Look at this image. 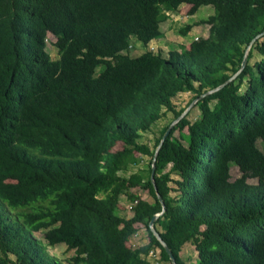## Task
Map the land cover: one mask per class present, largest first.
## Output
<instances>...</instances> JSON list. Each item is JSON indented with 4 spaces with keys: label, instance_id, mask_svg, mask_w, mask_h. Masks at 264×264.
<instances>
[{
    "label": "trees",
    "instance_id": "16d2710c",
    "mask_svg": "<svg viewBox=\"0 0 264 264\" xmlns=\"http://www.w3.org/2000/svg\"><path fill=\"white\" fill-rule=\"evenodd\" d=\"M207 5L208 36L167 54L147 47L164 36L171 13ZM133 38L147 47L138 56L130 54ZM185 92L193 97L178 109L173 99ZM197 98L199 115L191 120L189 111L159 149L154 184L156 148ZM168 112L173 119L154 146L140 142ZM258 139L264 0H0V203L16 209L0 210V264H156L152 251L172 264L150 226L163 210L158 193L165 210L154 227L177 264H189L187 243L197 250L194 264H264ZM146 155L148 168L120 174ZM233 165L241 171L234 180ZM123 195L131 217L119 212ZM143 228L149 241L131 247ZM59 244L74 250L67 261L45 250Z\"/></svg>",
    "mask_w": 264,
    "mask_h": 264
},
{
    "label": "rangeland",
    "instance_id": "374dc122",
    "mask_svg": "<svg viewBox=\"0 0 264 264\" xmlns=\"http://www.w3.org/2000/svg\"><path fill=\"white\" fill-rule=\"evenodd\" d=\"M182 9L179 12L171 13L170 19L163 22L161 24L162 31L164 32V36L158 40L153 41L148 48L150 47L154 51H157L160 49L164 54H167L170 49L173 48H180V45H186L189 46L190 43L196 39L197 37H203L209 35V26L206 24L201 23V20L204 18H207L209 15L214 13V8L212 6H203L200 8V10L196 14H189V6H183ZM192 24V29L186 34L182 35L179 30L180 28ZM56 41V37L52 34L48 35V48L52 53V56L54 58L57 57V49L54 45V42ZM146 46H144L142 43L137 41L135 38L132 40V47L130 50V54L132 56H138L142 52H144L147 49ZM193 97V94L190 92L180 93L176 97H174L173 101L175 106L179 108H185L189 102L191 101ZM195 106V105H194ZM192 107L190 109V115L189 118L191 120L196 119V117L199 115V110L197 107ZM173 119V113L168 112L166 115H164L156 124L152 126V128L148 131H144L141 134V138L139 139L140 142L147 143L150 145V147H153L156 139L160 136L161 130L163 127H165L167 124H170ZM175 135H179V132L176 131ZM258 147L264 151V141L261 139H258L257 141ZM121 148V143H118L115 147V149ZM150 163V157L144 156L142 160L138 164H132V167L127 172L121 171L120 174L129 176L133 172L139 171L141 169L148 168V165ZM231 175L232 180L239 177L241 175V171L237 165H233L231 168ZM174 178H177V175H173ZM250 183H257V179L250 178ZM171 185L173 187L176 186L174 182H171ZM134 191L137 190L138 194H140L144 199L150 200V194L148 190L145 189H137L134 188ZM121 206L119 212L121 215L131 217L133 215V209L131 205L129 204L128 198L126 195H123L121 198ZM0 210L1 213L4 216L9 215L11 212L13 213L14 208L10 207V211L6 210V204L0 203ZM141 227V226H140ZM34 236L38 239H42L43 241V232H34ZM45 240V239H44ZM149 241V235L147 228L140 229L135 235L131 241V247H138L141 246ZM44 244H47L46 240ZM46 252L52 256L58 257L61 260L67 261L71 256L74 254V250H68L67 246L65 244H59L57 246H47L45 248ZM181 255L183 259L189 263L194 264L197 260V250L195 249V245L192 243H187L183 247V250L181 252ZM152 253H150L149 258L152 259ZM154 257L156 259H160L159 252H155ZM158 264H171V262L168 261H159Z\"/></svg>",
    "mask_w": 264,
    "mask_h": 264
},
{
    "label": "water",
    "instance_id": "95a60500",
    "mask_svg": "<svg viewBox=\"0 0 264 264\" xmlns=\"http://www.w3.org/2000/svg\"><path fill=\"white\" fill-rule=\"evenodd\" d=\"M249 48L250 46L248 47L246 53H245V57H244V60H243V64H242V69L244 68V66L246 65V62H247V58H248V54H249ZM241 69V70H242ZM240 70V71H241ZM239 71V72H240ZM238 72V73H239ZM237 73V74H238ZM237 74L233 75L230 79H228L224 84L214 88V89H211V90H208L207 92H205L204 94H202L200 96V98L204 97V96H207L219 89H221L222 87H224V85H226L228 82L232 81L236 76ZM199 100V98L195 99L190 105L189 107L177 118L175 119L171 124L170 126L167 128L166 132L164 133L159 145L157 146L156 148V151H155V154H154V158H153V162H152V175H151V178H152V181L155 183V172H156V161H157V156H158V152H159V149L161 148L162 144L164 143L165 139L168 137V135L171 133L172 129L175 127V125L184 117L186 116V114L190 111V109L196 104V102ZM156 186V185H155ZM158 196L160 198V200L162 201V204H163V210L161 213H157L153 219L151 220L150 222V226H151V229L154 233V235L161 241L162 245L165 247L167 253L169 254L170 256V259L172 261V264H177L176 262V259H175V256L173 255L171 249L169 248V246L167 245V243L163 240V238L161 237L160 233L156 230V228L154 227V223L156 221V219L164 212L165 210V206H164V201L162 200V197L160 196V194L158 193Z\"/></svg>",
    "mask_w": 264,
    "mask_h": 264
},
{
    "label": "clouds",
    "instance_id": "9594fccd",
    "mask_svg": "<svg viewBox=\"0 0 264 264\" xmlns=\"http://www.w3.org/2000/svg\"><path fill=\"white\" fill-rule=\"evenodd\" d=\"M155 252H159V251H152L151 253H152V255L153 256H151L152 258H153V261L156 259L155 257H154V254H155ZM160 254V253H159ZM158 262L161 260V257H160V259H156ZM158 262L156 263V264H158Z\"/></svg>",
    "mask_w": 264,
    "mask_h": 264
},
{
    "label": "crops",
    "instance_id": "0c3cea01",
    "mask_svg": "<svg viewBox=\"0 0 264 264\" xmlns=\"http://www.w3.org/2000/svg\"><path fill=\"white\" fill-rule=\"evenodd\" d=\"M187 245V244H186ZM196 249V248H195Z\"/></svg>",
    "mask_w": 264,
    "mask_h": 264
}]
</instances>
